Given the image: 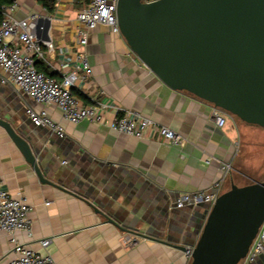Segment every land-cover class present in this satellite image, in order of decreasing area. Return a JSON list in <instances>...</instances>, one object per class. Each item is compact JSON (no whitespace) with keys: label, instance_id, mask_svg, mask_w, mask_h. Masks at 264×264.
I'll use <instances>...</instances> for the list:
<instances>
[{"label":"crops","instance_id":"crops-1","mask_svg":"<svg viewBox=\"0 0 264 264\" xmlns=\"http://www.w3.org/2000/svg\"><path fill=\"white\" fill-rule=\"evenodd\" d=\"M13 2L15 18L33 14L50 21L48 39L44 38L45 26H38L42 58L35 61V68L39 72L60 79L62 67L71 69L67 59L84 53L89 83L80 82L73 88L74 96L80 99L82 95L84 104L106 105L108 120L117 110L135 112L185 141L176 148L161 140L119 134L104 125L70 124L58 109L36 104L4 83L0 70V107L8 109L14 119L20 115L27 121V109L44 110L64 131V137L58 138L46 128L30 126L42 167L48 168L53 182L62 188L58 189L38 180L0 127V179L12 197L24 198L30 207L32 236L18 233L16 239L50 256L55 264H186L183 251L172 246L183 243L179 231L187 223L194 226L189 241L194 242L193 233L199 231L195 226L201 219L189 208L173 209V202L182 194L213 191L222 177V164H230L231 172L221 192L231 183L236 185L235 175H241L235 168L240 147L245 139L260 135L262 128L236 122L233 117L226 119L224 127H217L210 104L166 87L137 60L122 37L106 26L89 31L86 45L77 46L81 26L76 14L83 7L77 9L73 0H56L50 13L37 0ZM90 205L114 223L106 222ZM135 232L149 237L135 236ZM44 240L50 241L46 248L40 246ZM11 258L8 240L0 234V264H9ZM262 261L259 257L254 264Z\"/></svg>","mask_w":264,"mask_h":264},{"label":"water","instance_id":"water-1","mask_svg":"<svg viewBox=\"0 0 264 264\" xmlns=\"http://www.w3.org/2000/svg\"><path fill=\"white\" fill-rule=\"evenodd\" d=\"M115 14L130 52L166 87L264 129V0H118ZM40 25L48 39L50 21L34 23L36 39ZM30 126L0 107V127L38 180L62 189L42 167ZM90 206L114 223L104 211ZM193 210L201 219L195 226L199 231L193 233L195 241L187 242L194 228L187 223L179 231L183 243L172 247L183 252L191 247L189 264H239L264 221V182L231 183L212 206Z\"/></svg>","mask_w":264,"mask_h":264},{"label":"built area","instance_id":"built-area-1","mask_svg":"<svg viewBox=\"0 0 264 264\" xmlns=\"http://www.w3.org/2000/svg\"><path fill=\"white\" fill-rule=\"evenodd\" d=\"M153 1L155 0H143V2ZM117 2L118 0H88V3L77 12L76 21L81 26L76 33L77 46H85L88 32L98 26H106L112 34L120 35L115 14ZM15 9V2L5 7L3 19L0 22V70L6 78L4 83L10 84L36 104L58 109L63 119L70 124L86 121L107 126L119 134L138 140H161L176 148L184 145V139L174 131L138 113L117 110L114 117L108 120L105 117L106 105L97 102L84 104L74 96L73 88H77L80 82L89 83V63L84 53L76 52L71 59H67L71 62V69L65 71V67H62L60 79L49 78L37 71L35 61L42 58V45L33 34L32 28L38 17L32 14L24 19H17L12 15ZM45 45L51 47L50 44L45 43ZM212 108L215 125L219 128L224 127L226 119L231 118L232 115ZM25 116L33 127H43L58 138L64 137L63 128L48 118L44 110L35 112L27 109ZM206 163L208 164L209 160ZM219 169L222 177L214 184L213 191L179 195L173 202L172 208L182 210L194 209L199 205L212 206L222 193L221 186L231 172V166L222 164ZM29 212L30 207L26 200L22 197H12L0 179V234L7 238L10 246L12 258L9 264H55L50 256L40 255L16 239L18 233L25 234L27 238L32 236ZM49 242V240L41 241L40 246L46 248ZM126 242L131 243V240ZM191 252V247H186L183 252L186 264L191 261ZM259 257H263L261 264H264V221L248 253L239 264H252Z\"/></svg>","mask_w":264,"mask_h":264},{"label":"rangeland","instance_id":"rangeland-1","mask_svg":"<svg viewBox=\"0 0 264 264\" xmlns=\"http://www.w3.org/2000/svg\"><path fill=\"white\" fill-rule=\"evenodd\" d=\"M80 8L81 6L78 5L77 9ZM232 117L236 122H241L236 117ZM262 130L260 135L245 139L246 142L240 147V155L235 163V168L241 174L238 176L235 175L237 186L264 182V129ZM189 232L191 233V229ZM190 239L191 237L187 242L193 243L189 242Z\"/></svg>","mask_w":264,"mask_h":264},{"label":"trees","instance_id":"trees-1","mask_svg":"<svg viewBox=\"0 0 264 264\" xmlns=\"http://www.w3.org/2000/svg\"><path fill=\"white\" fill-rule=\"evenodd\" d=\"M76 6L80 5L84 7L88 0H73ZM38 4H40L47 12H52L54 10V5L56 0H37ZM13 3V0H0V22L3 19V9ZM37 70V69H36ZM38 71V70H37ZM48 77V76H47ZM50 78V77H49ZM80 99L84 98L82 95H79Z\"/></svg>","mask_w":264,"mask_h":264}]
</instances>
